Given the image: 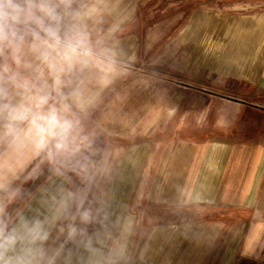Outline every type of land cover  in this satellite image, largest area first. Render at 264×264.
Returning a JSON list of instances; mask_svg holds the SVG:
<instances>
[{"label": "crops", "instance_id": "obj_1", "mask_svg": "<svg viewBox=\"0 0 264 264\" xmlns=\"http://www.w3.org/2000/svg\"><path fill=\"white\" fill-rule=\"evenodd\" d=\"M117 13L119 74L86 127L133 224L129 264H264V0Z\"/></svg>", "mask_w": 264, "mask_h": 264}, {"label": "clouds", "instance_id": "obj_2", "mask_svg": "<svg viewBox=\"0 0 264 264\" xmlns=\"http://www.w3.org/2000/svg\"><path fill=\"white\" fill-rule=\"evenodd\" d=\"M118 5L0 0V264H129L133 224L86 127L119 74Z\"/></svg>", "mask_w": 264, "mask_h": 264}, {"label": "rangeland", "instance_id": "obj_3", "mask_svg": "<svg viewBox=\"0 0 264 264\" xmlns=\"http://www.w3.org/2000/svg\"><path fill=\"white\" fill-rule=\"evenodd\" d=\"M105 193H106V198H107L108 202L110 203L111 207L113 208V206H112V202H113V200H114V199H113V196H112V193H113V192H108V191L106 190ZM118 199H119V198L116 197V203H117ZM126 199H127V197H120V201H121V204H120V206H119L120 209H121L122 206H123V203H124L123 201H125ZM116 208H118V206H116ZM116 215H117V213H116ZM120 215L122 216L123 213H121ZM173 231H174V229L170 231V234H172ZM139 247H141V246H139ZM151 264H154V263H151ZM205 264H208V262L206 261Z\"/></svg>", "mask_w": 264, "mask_h": 264}, {"label": "water", "instance_id": "obj_4", "mask_svg": "<svg viewBox=\"0 0 264 264\" xmlns=\"http://www.w3.org/2000/svg\"><path fill=\"white\" fill-rule=\"evenodd\" d=\"M229 99H231V98H229ZM234 100V99H233ZM236 101V100H235Z\"/></svg>", "mask_w": 264, "mask_h": 264}]
</instances>
